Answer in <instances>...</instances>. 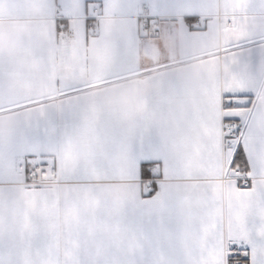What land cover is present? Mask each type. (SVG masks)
Masks as SVG:
<instances>
[{
	"label": "snow or ice",
	"instance_id": "snow-or-ice-1",
	"mask_svg": "<svg viewBox=\"0 0 264 264\" xmlns=\"http://www.w3.org/2000/svg\"><path fill=\"white\" fill-rule=\"evenodd\" d=\"M0 264H264V0H0Z\"/></svg>",
	"mask_w": 264,
	"mask_h": 264
}]
</instances>
